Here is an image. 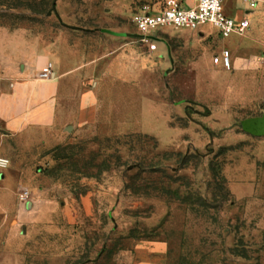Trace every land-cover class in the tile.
Here are the masks:
<instances>
[{
  "label": "rangeland",
  "instance_id": "374dc122",
  "mask_svg": "<svg viewBox=\"0 0 264 264\" xmlns=\"http://www.w3.org/2000/svg\"><path fill=\"white\" fill-rule=\"evenodd\" d=\"M163 1L0 0L15 70L47 52L78 68V111L94 99L55 137L0 127V264H264V130L246 131L264 122V36L171 27L160 53L132 17ZM226 46L231 69L213 63Z\"/></svg>",
  "mask_w": 264,
  "mask_h": 264
},
{
  "label": "crops",
  "instance_id": "0c3cea01",
  "mask_svg": "<svg viewBox=\"0 0 264 264\" xmlns=\"http://www.w3.org/2000/svg\"><path fill=\"white\" fill-rule=\"evenodd\" d=\"M240 2L242 7L237 10H230L225 2L226 14L236 19L247 17L249 20V17L255 14V19L253 22L250 20V28L253 27L252 35L242 37L235 47L246 45L260 32H262L261 36H264V27H262L264 0H260L253 10H248L243 0ZM203 28L204 26L200 27L195 33L203 34L205 32ZM166 29L157 31L153 36L154 50L160 53L169 51L171 48L168 38L164 36ZM182 34L185 33L182 32ZM234 36L242 35L234 34ZM0 53V127L12 135L32 138H39L42 135L55 137L56 132L63 134L67 130L70 131L76 123L84 125L93 120L94 114H89L87 111L89 106L94 104L93 97H89V93L83 97L80 102L83 105L80 112L78 98L73 96L71 90L73 82L77 79L75 75L78 71L77 67L72 65L66 68L61 58L44 52L37 65L31 67L21 65L17 72L15 62L20 60V57L14 53V43L0 44ZM48 62L53 63L54 74L52 79L42 80L37 75ZM53 140L48 139L46 142H60L56 138L55 141Z\"/></svg>",
  "mask_w": 264,
  "mask_h": 264
},
{
  "label": "built area",
  "instance_id": "2783aa9c",
  "mask_svg": "<svg viewBox=\"0 0 264 264\" xmlns=\"http://www.w3.org/2000/svg\"><path fill=\"white\" fill-rule=\"evenodd\" d=\"M225 1L164 0L157 8L145 5L133 14L132 21L140 39L153 49L154 34L168 27L196 30L204 25H212L224 38L233 34H244L250 28V20L247 17L236 19L227 15L224 10ZM243 1L247 4L248 10H253L260 0ZM213 62L225 69H231L233 65L231 50L228 47L223 48L220 53L214 55ZM53 74V63L48 62L40 72L39 78L49 80ZM28 193L29 191H26L21 198H27Z\"/></svg>",
  "mask_w": 264,
  "mask_h": 264
},
{
  "label": "water",
  "instance_id": "95a60500",
  "mask_svg": "<svg viewBox=\"0 0 264 264\" xmlns=\"http://www.w3.org/2000/svg\"><path fill=\"white\" fill-rule=\"evenodd\" d=\"M54 8L56 9V6H54ZM52 12H53V10H51L50 12H49V14L51 15L52 14ZM73 28H75V29H80V27H77V26H73ZM139 36V35H138ZM264 117V116H263ZM246 121H247V119L246 120H243L242 121V123H241V125H242V127L244 128V123H246ZM252 124V125H251ZM260 127V128H257V127ZM247 128H248V130H246L247 132H250V133H252V134H254V135H261V134H257L258 132H260V130L261 131H263L264 130V122H262V121H260V122H253V123H248L247 122ZM257 129V130H256ZM245 130V129H244ZM259 130V131H258Z\"/></svg>",
  "mask_w": 264,
  "mask_h": 264
}]
</instances>
